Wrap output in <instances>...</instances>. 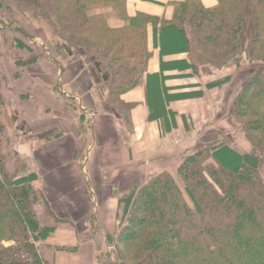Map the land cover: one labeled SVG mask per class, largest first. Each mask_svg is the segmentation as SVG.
<instances>
[{
	"label": "trees",
	"instance_id": "16d2710c",
	"mask_svg": "<svg viewBox=\"0 0 264 264\" xmlns=\"http://www.w3.org/2000/svg\"><path fill=\"white\" fill-rule=\"evenodd\" d=\"M128 2L0 0V8H17L32 21L45 23L64 44V66L56 63V48L47 45L62 71L61 83L71 74L72 82H83L127 120L130 106L121 98L147 74L153 55L149 25L159 35L162 57L187 55L163 61L162 72L221 70L233 61L238 69L249 65L252 77L232 103V114L251 151L209 143L188 155L175 174L162 172L124 197V222L109 237L115 264H264V0H219L212 8L200 1L178 2L171 20L144 13L129 16ZM111 19L122 24L113 27ZM13 46L32 53L17 38ZM167 48L178 53L168 54ZM38 58L15 64L29 67ZM1 77L0 72V264H50L37 247L55 231L37 215L43 201L35 186L39 176L28 173L23 162L13 164L2 149L10 137ZM151 77L149 88L156 91L152 116L160 117L165 106L159 78ZM231 80L226 76L208 88Z\"/></svg>",
	"mask_w": 264,
	"mask_h": 264
},
{
	"label": "crops",
	"instance_id": "0c3cea01",
	"mask_svg": "<svg viewBox=\"0 0 264 264\" xmlns=\"http://www.w3.org/2000/svg\"><path fill=\"white\" fill-rule=\"evenodd\" d=\"M187 1H200L206 8L219 2L129 0L127 10L129 16L144 13L171 20L174 4ZM158 38L149 25L148 43L153 55L147 74L138 87L121 98L130 106L128 120L83 82L73 79L82 92H73L72 86L68 90L66 85L72 79L61 83L62 71L50 55L45 64L48 72H25L22 81L15 80L12 62L3 67L10 71H3L11 78L7 84L15 88L12 101L6 98L8 106L28 127L21 132L27 135L18 143V150L19 157L26 160L27 172L39 176L35 186L43 201L36 207L37 215L46 227L54 223L49 210L53 216L64 218L55 233L40 243L50 264H102L109 237L116 235L124 222V197L162 172L175 174L196 150L231 138L230 132L223 134L222 130V114L233 102L226 96L228 86L208 88V84L222 79L223 72L233 73V65L217 70L220 76L203 73L201 67L196 72H162L163 61L175 62L187 55L162 57ZM154 75L159 78L158 91L165 106L160 117L152 116L151 96L156 91L149 87ZM5 86L1 83L4 97ZM56 86L61 90L55 91ZM227 116L233 118L231 111Z\"/></svg>",
	"mask_w": 264,
	"mask_h": 264
},
{
	"label": "rangeland",
	"instance_id": "374dc122",
	"mask_svg": "<svg viewBox=\"0 0 264 264\" xmlns=\"http://www.w3.org/2000/svg\"><path fill=\"white\" fill-rule=\"evenodd\" d=\"M3 19V20H2ZM122 23L118 20L111 19L110 20V25L115 27V26H120ZM0 72H1V83L5 86L6 88L4 89V93L6 97L2 95L3 98L6 102V108L3 109V118L8 125L9 131H8V141H5L2 149L6 153H9L11 160L13 159V164L17 162H23L25 166H27L26 160L22 159V157H19L21 154V151L18 150L20 147L18 143L22 142L25 140V135L27 134H21L22 130H28V127L26 123H21L22 120L19 118L17 113L15 112V109L9 108V103L6 101V98L9 97L10 102L13 99V91H14V86L12 84H7L11 78L7 77L6 74L4 75L3 71L8 72L9 69H6L7 66H9L10 62H12L15 65L16 73H20L21 76H18L15 80L16 81H22L20 79H23V75H25V72L27 73H38L39 71L44 74V72L47 70L45 68V64H47V57L50 55L53 59V55L47 45H51L54 48H56V51L54 52L56 54L55 60L56 63L60 66H64L66 63L63 60V53L65 54V50H63V45L60 41L55 39L52 36V33L50 32L49 28L45 23L38 22V21H32L29 19L22 11H20L17 8L14 7H9V8H0ZM17 38L19 39L23 44L27 45L31 50L32 53L27 51V50H21L17 49L13 46L14 39ZM167 52H171L172 50L168 49L166 50ZM46 54V55H44ZM41 56V58L37 59V62L34 64H29V67L25 68H19V66H16V61L17 60H25L28 61L29 59H32L34 57ZM233 65L232 70L233 73L231 72H223V79L228 76L232 77V80L230 83L227 84V93L226 96L231 99L233 98V102L231 100V104L234 103L235 98L241 91L242 87L247 83L251 77L253 72L250 68L249 65H242L240 69L237 68V64L233 61L230 62L227 66ZM3 67H6L3 69ZM79 67V66H78ZM225 68V67H224ZM223 69V68H222ZM219 69H201V71L204 73H209L213 72V74H220L217 72ZM44 71V72H43ZM10 72V71H9ZM48 72V71H46ZM45 72V73H46ZM3 73V74H2ZM201 73V72H200ZM72 75L69 74L65 77V82L67 83L72 79ZM6 79L8 80L6 82ZM5 80V81H4ZM11 83V82H10ZM65 83V84H66ZM69 85H66V88L69 90L72 86L73 92L77 89V91L82 92L79 84L76 82H68ZM59 86L55 87V90L59 91ZM18 110V109H17ZM233 110V104L230 106V110L228 112H223L222 118V130L223 134H226L225 132H230L231 138L226 137V141L222 140L224 143H231L234 148H237L238 150L241 151H251L250 143L244 133L241 131V127L234 118L232 114ZM231 111V116L233 118L229 119L227 116ZM12 164V165H13ZM20 164V163H19ZM48 216L53 220V226L52 228H59L60 225L64 221V218L62 217H57L56 215L53 216V212L49 210ZM56 230V229H55ZM55 233V232H54ZM5 246L11 245L10 243L4 242L3 243ZM38 249L42 253V245L38 244L37 245ZM106 253L103 254L102 257V264H115V249L114 247L109 243V240L107 241V246L105 245ZM43 254V253H42Z\"/></svg>",
	"mask_w": 264,
	"mask_h": 264
},
{
	"label": "bare ground",
	"instance_id": "6f19581e",
	"mask_svg": "<svg viewBox=\"0 0 264 264\" xmlns=\"http://www.w3.org/2000/svg\"><path fill=\"white\" fill-rule=\"evenodd\" d=\"M174 53H178V52H169L168 54H174Z\"/></svg>",
	"mask_w": 264,
	"mask_h": 264
}]
</instances>
